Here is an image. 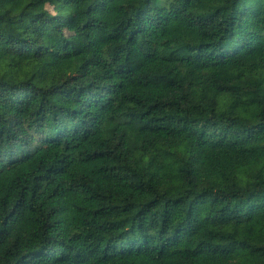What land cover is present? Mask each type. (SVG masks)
I'll return each mask as SVG.
<instances>
[{
	"label": "trees",
	"instance_id": "trees-1",
	"mask_svg": "<svg viewBox=\"0 0 264 264\" xmlns=\"http://www.w3.org/2000/svg\"><path fill=\"white\" fill-rule=\"evenodd\" d=\"M0 264H264V0H0Z\"/></svg>",
	"mask_w": 264,
	"mask_h": 264
},
{
	"label": "rangeland",
	"instance_id": "rangeland-1",
	"mask_svg": "<svg viewBox=\"0 0 264 264\" xmlns=\"http://www.w3.org/2000/svg\"><path fill=\"white\" fill-rule=\"evenodd\" d=\"M48 8L52 11V12H58L61 9L60 4L54 2V1H50L48 3ZM70 31V30H69Z\"/></svg>",
	"mask_w": 264,
	"mask_h": 264
}]
</instances>
